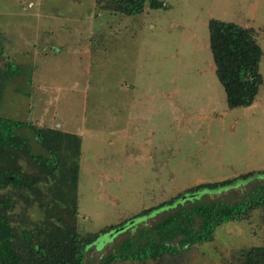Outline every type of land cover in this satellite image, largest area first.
I'll use <instances>...</instances> for the list:
<instances>
[{"label": "rangeland", "instance_id": "rangeland-1", "mask_svg": "<svg viewBox=\"0 0 264 264\" xmlns=\"http://www.w3.org/2000/svg\"><path fill=\"white\" fill-rule=\"evenodd\" d=\"M150 1L128 17L97 0H0V69L12 63L22 72L3 85L0 117L81 139L80 234L125 223L87 248L85 264H101L169 208L130 220L141 212L197 185L264 171V0H156V9ZM211 19L256 32L263 83L249 107L227 106L209 50ZM19 134L43 152L31 131ZM263 182L183 195L179 204L236 201ZM26 216L40 223L43 212L33 203ZM261 245L264 208L219 226L182 264H231Z\"/></svg>", "mask_w": 264, "mask_h": 264}, {"label": "trees", "instance_id": "trees-1", "mask_svg": "<svg viewBox=\"0 0 264 264\" xmlns=\"http://www.w3.org/2000/svg\"><path fill=\"white\" fill-rule=\"evenodd\" d=\"M100 8L128 17L143 13L146 0H97ZM161 6L149 2L151 9ZM209 50L215 75L229 109L249 107L255 101L263 78L259 72L262 50L252 28L211 19L208 22ZM21 72L6 64L0 69V100L4 83ZM27 129L38 141L42 153H34L31 139L19 132ZM81 139L73 134L0 117V264H85L88 247L124 226H109L83 236L78 232L76 188ZM262 172H250L234 179L204 183L184 191L157 208L130 219L146 217L169 208L151 226L139 227L118 243L101 264L153 261L182 264L195 246L213 239L215 230L229 221L242 222L252 212L264 208V182L252 185L236 201L195 200L179 204L183 195L196 198L203 192H218L247 182ZM52 184L44 192L42 184ZM37 204L43 212L40 223L26 216ZM176 205V206H175ZM183 252H187L185 257ZM231 264H264V245L253 246L232 258Z\"/></svg>", "mask_w": 264, "mask_h": 264}, {"label": "water", "instance_id": "water-1", "mask_svg": "<svg viewBox=\"0 0 264 264\" xmlns=\"http://www.w3.org/2000/svg\"><path fill=\"white\" fill-rule=\"evenodd\" d=\"M122 229H123V228H122ZM122 229H121V230H122Z\"/></svg>", "mask_w": 264, "mask_h": 264}]
</instances>
